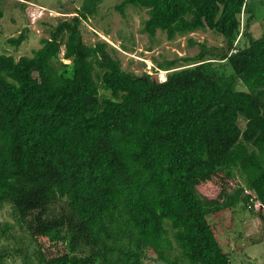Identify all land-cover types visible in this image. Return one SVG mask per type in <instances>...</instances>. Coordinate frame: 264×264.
I'll return each mask as SVG.
<instances>
[{"label": "trees", "instance_id": "obj_1", "mask_svg": "<svg viewBox=\"0 0 264 264\" xmlns=\"http://www.w3.org/2000/svg\"><path fill=\"white\" fill-rule=\"evenodd\" d=\"M129 6L145 11L150 41L208 30L222 46L189 40L198 52L157 64L167 73L153 81L122 70L107 43L83 42L96 8L84 4L29 56L0 53V207L35 248L12 251L21 264H145V250L155 264H230L210 217L258 204L264 219V27L252 36L249 1L122 0L113 9L123 16ZM25 39L23 29L5 42ZM216 177L213 199L197 192ZM235 177L241 186L228 191ZM42 239L61 249L50 255Z\"/></svg>", "mask_w": 264, "mask_h": 264}, {"label": "rangeland", "instance_id": "obj_2", "mask_svg": "<svg viewBox=\"0 0 264 264\" xmlns=\"http://www.w3.org/2000/svg\"><path fill=\"white\" fill-rule=\"evenodd\" d=\"M120 1L122 0H28L20 4L18 0H0V53L15 59L29 56L31 50L38 48V40L47 37L49 29L57 21L71 18L84 4L96 8L88 22L81 26L83 42L87 45L99 40L107 43L116 50L114 57L120 62L122 70L137 76L145 73L153 81H163L167 73L157 71V64L177 57H190L198 52L195 45L188 46L189 40L203 43L206 47L222 46L221 37L208 30L176 37L172 41H167L162 33L156 32L154 39L150 41L140 31L141 23L146 18L145 11L129 6L125 8L124 15L120 16L113 9ZM247 1L254 15L251 32L256 38L264 27V0ZM36 7L42 8V12L35 11ZM23 29L26 39L18 47L6 44V38L15 37ZM212 67L224 77L230 75L224 63L213 62ZM235 89L244 91L245 87L237 83ZM238 125L242 127L243 122L238 120ZM218 179L216 177L200 184L196 187L197 192L213 199L220 188ZM239 185L241 186V180L235 177L226 182V189L230 191ZM259 209L258 204H254V212L242 210L238 205L234 208L224 205L210 217L214 236L229 254L230 264H264V219L262 221L257 217L256 212L261 211ZM5 227L10 229L5 231V235H0V255H9L3 259L2 264H21V259L14 256L12 251L18 248L30 255L35 248L25 230L15 223L7 204L0 207V229ZM40 244L50 255L56 249H61L60 246H52L45 239ZM144 253L145 264H155L150 251L145 250Z\"/></svg>", "mask_w": 264, "mask_h": 264}, {"label": "crops", "instance_id": "obj_3", "mask_svg": "<svg viewBox=\"0 0 264 264\" xmlns=\"http://www.w3.org/2000/svg\"><path fill=\"white\" fill-rule=\"evenodd\" d=\"M23 1H27V2H28V0H18V3L22 4ZM0 18H1V17H0Z\"/></svg>", "mask_w": 264, "mask_h": 264}, {"label": "built area", "instance_id": "obj_4", "mask_svg": "<svg viewBox=\"0 0 264 264\" xmlns=\"http://www.w3.org/2000/svg\"><path fill=\"white\" fill-rule=\"evenodd\" d=\"M42 8H40V7H36L34 10L36 11V10H41ZM40 12V11H39ZM41 12H42V10H41Z\"/></svg>", "mask_w": 264, "mask_h": 264}, {"label": "water", "instance_id": "obj_5", "mask_svg": "<svg viewBox=\"0 0 264 264\" xmlns=\"http://www.w3.org/2000/svg\"><path fill=\"white\" fill-rule=\"evenodd\" d=\"M259 208L261 209V207H259ZM260 209H259V210H260Z\"/></svg>", "mask_w": 264, "mask_h": 264}]
</instances>
